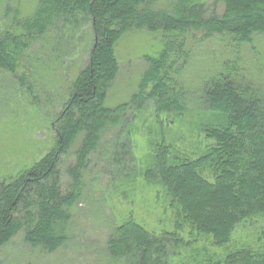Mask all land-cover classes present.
Returning <instances> with one entry per match:
<instances>
[{
	"label": "trees",
	"instance_id": "obj_1",
	"mask_svg": "<svg viewBox=\"0 0 264 264\" xmlns=\"http://www.w3.org/2000/svg\"><path fill=\"white\" fill-rule=\"evenodd\" d=\"M214 1L223 3L219 14L206 0H37L31 14L21 17L7 0H0L4 6L0 8V75L23 86L31 103L37 101L43 70L55 68L62 54L71 50L64 36L85 19L92 32L85 65L65 97L62 92L58 97L61 109L52 120L53 146L15 174L0 177V247L18 232L32 248L53 252L62 246L68 238L70 209L82 192L88 156L107 138L108 130L119 127L111 157L116 163L124 161L131 153V115L151 102L157 114L183 116L195 106L194 115H220L225 123L201 125L212 143L196 157L176 151L171 142H151V163L142 175L164 188L174 228L150 232L127 216L111 228L106 264H174L183 250L189 255L176 264H264V250L250 246L229 251L221 261L213 255L200 258V249L193 247L208 238L212 246L220 247L236 224L264 214L260 92L233 63L217 68L202 82L186 85L192 52L186 35L196 31L232 44L249 41L254 33L264 32V0ZM140 28L161 31V48L144 56L147 66L129 100L108 106L107 90L119 69L116 42L123 32ZM5 80L0 78L1 93ZM71 151L75 156L67 168L71 183L62 191L60 163Z\"/></svg>",
	"mask_w": 264,
	"mask_h": 264
},
{
	"label": "rangeland",
	"instance_id": "obj_2",
	"mask_svg": "<svg viewBox=\"0 0 264 264\" xmlns=\"http://www.w3.org/2000/svg\"><path fill=\"white\" fill-rule=\"evenodd\" d=\"M36 1L7 0L9 6L18 9L21 17L31 14ZM206 1L216 13L222 11L221 1ZM1 7L4 6L1 4ZM69 35L72 37L66 39ZM186 36L192 43L186 85L202 82L217 68L233 63L240 67L264 99V32L254 33L249 41L234 44L218 35L204 37L196 31ZM64 37L66 47L71 50L62 54L55 68L43 70L44 78L39 82L41 90L35 92L37 101L31 103L23 86L15 85L4 74L0 75V78L8 79L0 92V177L15 174L21 167L30 165L54 144L52 120L61 109L58 97L60 92L65 97V90L87 61L92 42L88 20H82L81 26ZM161 39V31L145 28L123 32L115 46L119 69L107 90L106 105L115 106L129 100L147 66L144 56L160 50ZM10 84L14 85L13 89ZM49 99L50 103L47 102ZM191 108L183 116L176 117L163 112L157 114L152 103L148 102L144 109L133 115L134 118L131 115V153L126 154L120 163L111 157L119 127L108 130L107 138L101 140L88 156L81 195L70 209L66 242L53 252H45L26 245L23 233L18 232L0 247V264H106L105 247L111 228L127 216L150 232L173 230V212L164 188L158 182L145 179L142 172L151 163V142H171L176 151L191 157H196L212 143L201 131V125H223L224 118L209 113L194 115ZM75 115L79 120L78 112ZM122 138L125 134L121 135ZM73 162L75 156L71 151L60 163L62 191L71 183L67 168ZM18 217H22V213L15 219ZM241 246L264 250V214L249 216L236 224L228 242L220 247L212 246L209 238L193 245L200 249V258L213 255L215 261H221L229 251ZM188 255V251L183 250L180 257ZM180 257L174 259V264L180 262Z\"/></svg>",
	"mask_w": 264,
	"mask_h": 264
}]
</instances>
